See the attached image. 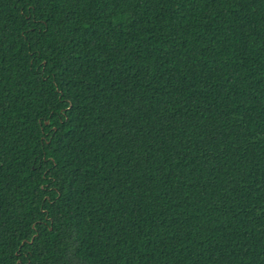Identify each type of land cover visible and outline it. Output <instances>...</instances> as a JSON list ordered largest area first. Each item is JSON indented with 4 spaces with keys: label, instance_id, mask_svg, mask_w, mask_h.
Returning <instances> with one entry per match:
<instances>
[{
    "label": "trees",
    "instance_id": "16d2710c",
    "mask_svg": "<svg viewBox=\"0 0 264 264\" xmlns=\"http://www.w3.org/2000/svg\"><path fill=\"white\" fill-rule=\"evenodd\" d=\"M0 264H264V0H0Z\"/></svg>",
    "mask_w": 264,
    "mask_h": 264
}]
</instances>
